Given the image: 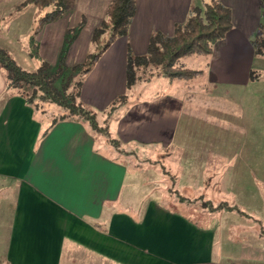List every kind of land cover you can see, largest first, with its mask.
<instances>
[{"label": "crops", "instance_id": "0c3cea01", "mask_svg": "<svg viewBox=\"0 0 264 264\" xmlns=\"http://www.w3.org/2000/svg\"><path fill=\"white\" fill-rule=\"evenodd\" d=\"M217 1L231 11L232 29L204 57L206 71L200 72L206 85L179 97L162 94L127 104L107 128L121 147L170 151L163 164L169 165L166 173L174 188L222 195L228 202H204L214 208L225 204L240 214L204 211L202 220L213 225L206 228L192 217L204 196L188 200L175 191L172 199L158 200L150 193L136 200L126 194L128 169L97 151L96 138L86 126L58 122L42 138L53 120L11 95L2 80L3 264H61L62 256L68 261L77 256L78 264H264L260 234L264 168L257 149L264 135V78L249 82L254 62L261 59L254 56L251 41L264 13L258 0ZM110 2L75 0L73 14L78 20L72 21L70 14L37 34V61L54 66L66 31L82 19L85 25L68 59L85 55L81 47L85 49L104 21ZM194 4L198 5L194 0H135L127 35L117 39L84 78L79 103L104 110L124 95L127 51L144 56L150 37L156 33L171 37ZM216 131L223 135L217 140L212 137ZM215 145L229 152H214ZM165 203L192 209L190 216L166 208ZM222 219L227 224L219 228L216 223ZM231 238L235 243L227 240Z\"/></svg>", "mask_w": 264, "mask_h": 264}, {"label": "trees", "instance_id": "16d2710c", "mask_svg": "<svg viewBox=\"0 0 264 264\" xmlns=\"http://www.w3.org/2000/svg\"><path fill=\"white\" fill-rule=\"evenodd\" d=\"M194 2L198 5L192 6L184 24L177 25L171 37L160 33L153 34L144 56L136 57L130 50L127 51L126 94L113 101L110 112L127 105V93L136 86L138 81L145 80L146 77V82L157 78L173 83L188 82L202 76L200 71H192L179 65L180 60L194 56H209L213 46L223 40L232 29L231 11L217 0L208 2L194 0ZM27 3L39 12L50 10L38 21L36 34L43 26L68 16L75 7V0H28ZM258 5L264 13V0H258ZM134 15L135 0H111L106 10V19L91 35V43L97 48L96 53L88 56L84 64L71 68V75L65 82L60 78L63 76L62 72L67 69L66 60L69 50L85 25L84 19L76 28L66 31L56 63L57 68L42 63L35 72L27 73L15 64L6 51L0 49V69L6 73V90L11 95L20 98L34 112L42 114L38 107L39 104L57 107L63 112L58 119H53L42 138L58 122L78 123L86 126L93 135L100 134L105 138L106 144L115 149L118 154H122L119 150L120 143L111 139L108 128H100L95 115L85 110L77 103V100L81 94L83 79L93 70L110 46L117 39L127 35ZM251 46L254 56L264 60L263 25L258 27ZM260 78V74L255 71L249 74L250 83H255ZM71 88L74 91H70ZM216 211L236 212L235 209L228 208L225 204L213 209V212ZM262 230L263 228L260 229V234Z\"/></svg>", "mask_w": 264, "mask_h": 264}, {"label": "rangeland", "instance_id": "374dc122", "mask_svg": "<svg viewBox=\"0 0 264 264\" xmlns=\"http://www.w3.org/2000/svg\"><path fill=\"white\" fill-rule=\"evenodd\" d=\"M28 0H0V49L6 51L10 58L15 62V64L20 67L23 71L27 73L35 72L43 62L37 61L36 50V28L38 27V21L41 17L44 16L45 13L50 12V10L39 12L36 8L29 5L27 3ZM209 0H205L208 2ZM72 21L78 20V16L73 14V11L70 13ZM69 14V15H70ZM68 15V16H69ZM66 16V17H68ZM106 19V16L104 20ZM264 26V22L262 24ZM84 42V40H83ZM82 42V44H83ZM87 46L85 49L81 51L85 52V55L78 56L75 61L68 59L66 60V70H64L63 76L60 78L64 82L71 75L70 69L75 66H80L85 63L88 56H91L96 53V46H94L90 41L87 42ZM83 46V45H82ZM133 56H135L133 54ZM101 59V58H100ZM107 59V58H106ZM206 59L204 57H189L180 60L179 65L182 67L192 70V71H206ZM50 66V65H49ZM52 68H57V64L51 66ZM264 72V60L257 59L253 64V70L257 72V70H261ZM261 71L258 72L262 73ZM264 73L260 74L263 78ZM75 76V75H74ZM73 76V77H74ZM76 77V76H75ZM78 78V77H76ZM75 78V79H76ZM147 79V77H146ZM145 79V80H146ZM6 82V73L2 69H0V82ZM144 79L138 81L136 86L127 93V104H132L138 101H146L155 98L157 95L162 94H170L173 96H181L185 91L196 90L200 85H206V78H196L192 79L188 82H173L168 83L163 79H151L149 82H146ZM84 81V79H83ZM173 85V86H172ZM179 87V89H177ZM70 91H74L73 88ZM126 94V93H125ZM79 99V98H78ZM79 103V100H77ZM81 105V104H80ZM85 110L93 113L96 117L97 124L100 128H107L112 121L116 119V117L122 113L124 107H119L112 112H110L111 105L107 109H100V107H90L88 105H81ZM40 112L42 115L47 118V120L52 121L56 120L59 116L62 115V111L57 107L48 106V105H38ZM95 108V109H90ZM264 120V113H263ZM219 136H223L219 134L217 131L215 135L213 134L214 139H219ZM96 138V149L99 153H101L104 157L115 159L121 164H123L128 169V180H127V188L126 194H132L134 198L138 201L143 200L148 194L154 195L158 200L162 197V199L167 200V197L175 195L176 191L179 197L193 200L199 198V196H204L199 200V206L194 207L197 210V214L193 215L192 218L195 223H197L201 227L211 228V223L207 221H203L201 218V214L205 211L208 213H214V206L211 204L204 202L210 201L214 205L219 204L220 202H228V199L222 197V195H217L215 193H194L191 191H178L177 188L173 186V178H171L169 173V165L168 163H164V159L167 158L170 151L159 152L156 150L144 149L138 150L134 148H119L122 151V154H118L115 149L106 144V140L100 134H94ZM236 145V144H235ZM237 146V145H236ZM249 148V147H248ZM234 149V147H233ZM257 149H260L258 152L262 157V167L264 168V135L262 137L261 145H257ZM238 150V149H237ZM225 151L221 145L214 146V152ZM229 152V151H228ZM133 184V188L131 187ZM153 199H156V198ZM176 197L180 202H184L181 198ZM166 208L178 213L190 216V212L192 209H177L172 204L165 203ZM193 208V209H194ZM217 212V211H216ZM228 217V216H224ZM235 217V216H233ZM226 221V220H225ZM224 219L220 220L218 223L219 228L223 227V224H227ZM264 226V225H263ZM258 227L256 226V229ZM255 230V229H254ZM259 231V228H258ZM235 232V229H234ZM264 235V228L261 232ZM253 238L257 239L253 232ZM234 238V237H233ZM227 239L235 243V240ZM4 242V239L1 238V243ZM242 243V242H241ZM246 244V243H245ZM264 246V243H261ZM0 264H3V261L0 260ZM61 264H78V259L73 261H68L65 257L62 256Z\"/></svg>", "mask_w": 264, "mask_h": 264}]
</instances>
